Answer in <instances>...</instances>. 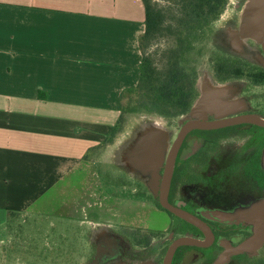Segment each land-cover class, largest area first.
<instances>
[{
	"label": "rangeland",
	"instance_id": "rangeland-1",
	"mask_svg": "<svg viewBox=\"0 0 264 264\" xmlns=\"http://www.w3.org/2000/svg\"><path fill=\"white\" fill-rule=\"evenodd\" d=\"M154 1L161 6L168 3ZM212 30L205 43L207 51L198 61L199 94L190 111L170 120L146 112H123L122 131L100 150L97 167L101 187L94 197H86L96 200L112 194L115 199L92 208L83 199L77 211L64 208L48 215L13 216L8 229L1 232L0 264H155V257L162 253L161 239L170 228L174 230L176 226V235H201L191 224L158 207L164 165L188 121L221 119L245 112L264 118V78L258 81L250 77L258 67L264 69L260 49L264 40V0H228ZM167 41L155 39L146 46L145 53L155 66L163 62ZM225 57L244 64L242 77L215 79L212 60ZM206 85L222 87L224 99L203 96L202 87ZM136 100L140 104L142 98L127 93L123 105ZM259 132L258 128L242 126L204 132L200 147L190 148L189 158L180 160L172 173L171 201L189 207L203 219L228 226L219 234L236 244L254 231L255 223L245 219L264 211V184L255 175L257 167L264 173V141L255 139ZM259 149L257 166L254 157ZM179 172L182 179L178 180ZM100 208L102 212L95 211ZM220 216L233 219L222 220ZM260 219L263 237L259 248L253 253L230 256L221 264L264 261V212ZM148 242L150 247L143 249ZM105 243L115 245L114 250L102 252Z\"/></svg>",
	"mask_w": 264,
	"mask_h": 264
},
{
	"label": "crops",
	"instance_id": "crops-1",
	"mask_svg": "<svg viewBox=\"0 0 264 264\" xmlns=\"http://www.w3.org/2000/svg\"><path fill=\"white\" fill-rule=\"evenodd\" d=\"M144 31L143 0H0L1 243L13 216L115 199L86 195L140 78Z\"/></svg>",
	"mask_w": 264,
	"mask_h": 264
},
{
	"label": "trees",
	"instance_id": "trees-1",
	"mask_svg": "<svg viewBox=\"0 0 264 264\" xmlns=\"http://www.w3.org/2000/svg\"><path fill=\"white\" fill-rule=\"evenodd\" d=\"M167 1V5L161 6L154 0H143L145 31L140 37L142 52L140 78L136 86L124 90L120 95L119 119L103 144L112 143L117 134L122 131L123 112H146L149 116L170 120L189 112L198 97L197 87L200 75L198 61L207 51L205 43L213 32V23L224 11L228 0ZM162 38L168 39V46L161 66H155V62L145 53V49L151 41ZM212 62H214V75L222 80L244 74V64L237 59L215 58ZM257 75L255 73L250 77L255 78ZM127 93L131 95L136 93L138 97H141V105L137 100L133 101L135 105L133 103L123 105V98ZM249 126L260 130V134L256 135L255 139L262 143L264 127ZM220 130L222 129L205 132L212 133ZM260 150L254 157L258 161L257 166L260 165ZM260 168H256L255 175H258L256 179L259 178L258 181L264 184V173L263 175L260 173ZM176 177L178 180L182 179L181 172ZM157 205L164 209L159 202ZM192 213L195 212L192 210ZM261 264H264V261Z\"/></svg>",
	"mask_w": 264,
	"mask_h": 264
},
{
	"label": "water",
	"instance_id": "water-1",
	"mask_svg": "<svg viewBox=\"0 0 264 264\" xmlns=\"http://www.w3.org/2000/svg\"><path fill=\"white\" fill-rule=\"evenodd\" d=\"M239 123H252V124L264 126V119L260 116H256L253 114H242V115H236V116L214 119V120H191L188 121L179 132V135L175 140L173 147L170 150L169 155L167 157L166 163L164 165L163 175H162L160 190L158 195L159 204L167 211L173 213L174 215L182 218L183 220L193 224L194 226L202 230L204 234L207 236L208 241L198 242L186 237L179 238L170 247L166 256V264L170 263L172 255L177 246L181 244H198V245L207 246L211 243V240L213 239L214 236L210 226L203 218L188 210L183 209L179 205L173 204L169 200V190H170L175 159L182 140L184 139V137L188 132L194 129L210 130V129L225 127L228 125L239 124ZM263 212H264L263 210H259L255 214L245 219L248 222L255 223V228L253 233L249 237H247L246 239L242 240L241 242L235 245L224 242L223 245L225 246V250L217 258L215 264H221L224 260H227L231 255H239L245 252L253 253L257 250V248H259V246L262 244V237H263L262 224L260 223L261 220L260 218ZM220 218L222 220H227V221L233 219L232 217L229 216H220Z\"/></svg>",
	"mask_w": 264,
	"mask_h": 264
},
{
	"label": "flooded vegetation",
	"instance_id": "flooded-vegetation-1",
	"mask_svg": "<svg viewBox=\"0 0 264 264\" xmlns=\"http://www.w3.org/2000/svg\"><path fill=\"white\" fill-rule=\"evenodd\" d=\"M260 49H261V52L264 56V40L261 43ZM261 72L264 73V69H262L260 67H258V69H255V71H254V74L255 73L258 74L255 77L258 81H262L261 79L264 78V74H262ZM212 73H213V76L215 77V79L217 81H228V80H222L221 78H217L214 75L213 70H212ZM239 77H242V75H240L238 77H234V78L232 77L230 79H235V78H239ZM243 114H251V113L245 112ZM214 119H216V118L208 119V120H214ZM249 125L252 126V125H257V124L239 123V124L228 125V126L221 127V128L210 129V130H205V129L191 130L190 132H188L186 134V136L184 137V139L182 140V142L180 144V147H179L177 155H176L174 168L176 167V164H180L181 161L189 158L190 154L188 153L189 152L188 150L190 148L195 147V149L197 150L200 147V144L203 140V138H202L203 133L205 131L226 129V128H231L233 126H242L244 128H250ZM257 126H260V125H257ZM260 127H264V126H260ZM178 135H177V137H178ZM174 142H173V144H174ZM172 147H173V145H172ZM172 147H171V149H172ZM172 181H173V176L171 178V184H170V190H169V200L170 201H171V193H172ZM171 202L173 203V201H171ZM173 204L179 205L183 209L192 212V210L189 207H186L185 205H180L177 202H174ZM160 209H162V208H160ZM164 209H162V210H164ZM165 211H167V210L165 209ZM167 212L169 214L171 213L169 211H167ZM171 214H173V213H171ZM173 217H176V218L183 220L182 218H180L176 215ZM204 220L208 223V225L210 226V228L213 232V235H214L213 239L211 240V243L207 246L198 245V244H181V245L176 247L169 264H212L214 262V260L220 255V253L225 250V246L223 245L224 242H227V243L232 244V245L236 244V242H233L232 240H230V238H228L226 235H220L219 234L222 231H225L224 229H229L228 226L224 227L223 225H220L218 223H214V222L206 220V219H204ZM183 221L185 222V220H183ZM191 225L193 227H195L197 230H199L201 232V235H196L194 233L184 234V235L183 234L176 235L175 232H176L177 228H175L176 226H174V224H173L174 230L173 229L170 230L171 229L170 228L168 230V235L161 239L160 244L162 247V253H161L160 257H159V255L155 257V259H154L155 264H166L167 253H168L170 247L172 246V244H174L179 238L186 237V238H190V239H193L195 241H198V242H207L208 241L207 236L204 234V232L202 230H200L198 227L194 226L193 224H191ZM130 228L133 229V226ZM135 228H139V227H135ZM150 244H151V242H148V244H146L142 248L147 249L150 247ZM102 245H103L102 252H106V253L109 250L110 251L114 250V246H115V245L114 246L111 245V243H105ZM242 254H244V253H242ZM242 254H239V255H242ZM239 255H231V256L238 257ZM102 264H104V263H102Z\"/></svg>",
	"mask_w": 264,
	"mask_h": 264
},
{
	"label": "bare ground",
	"instance_id": "bare-ground-1",
	"mask_svg": "<svg viewBox=\"0 0 264 264\" xmlns=\"http://www.w3.org/2000/svg\"><path fill=\"white\" fill-rule=\"evenodd\" d=\"M222 87H211L208 85L202 87L203 96H213L217 101H221L222 99Z\"/></svg>",
	"mask_w": 264,
	"mask_h": 264
}]
</instances>
